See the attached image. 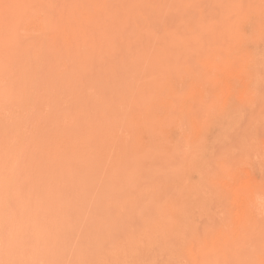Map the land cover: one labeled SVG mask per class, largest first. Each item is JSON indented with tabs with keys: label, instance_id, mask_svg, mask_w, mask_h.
I'll return each mask as SVG.
<instances>
[{
	"label": "rangeland",
	"instance_id": "obj_1",
	"mask_svg": "<svg viewBox=\"0 0 264 264\" xmlns=\"http://www.w3.org/2000/svg\"><path fill=\"white\" fill-rule=\"evenodd\" d=\"M0 264H264V0H0Z\"/></svg>",
	"mask_w": 264,
	"mask_h": 264
}]
</instances>
